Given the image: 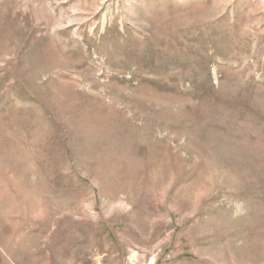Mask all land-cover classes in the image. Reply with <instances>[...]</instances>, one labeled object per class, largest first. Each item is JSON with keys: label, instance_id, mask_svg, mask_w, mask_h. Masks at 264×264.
Listing matches in <instances>:
<instances>
[{"label": "rangeland", "instance_id": "obj_1", "mask_svg": "<svg viewBox=\"0 0 264 264\" xmlns=\"http://www.w3.org/2000/svg\"><path fill=\"white\" fill-rule=\"evenodd\" d=\"M0 264H264V0H0Z\"/></svg>", "mask_w": 264, "mask_h": 264}]
</instances>
